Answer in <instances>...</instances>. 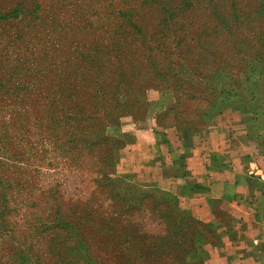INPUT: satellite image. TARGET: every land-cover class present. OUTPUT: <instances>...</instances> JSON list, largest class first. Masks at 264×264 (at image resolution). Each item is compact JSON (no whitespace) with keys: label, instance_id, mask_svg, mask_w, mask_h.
Masks as SVG:
<instances>
[{"label":"rangeland","instance_id":"1","mask_svg":"<svg viewBox=\"0 0 264 264\" xmlns=\"http://www.w3.org/2000/svg\"><path fill=\"white\" fill-rule=\"evenodd\" d=\"M263 67L264 0H0V264H252L264 198H236L216 162L199 184L184 153L204 129L168 121L198 116L179 84ZM257 137L225 168L244 173ZM145 194L126 214L145 235L118 243L111 211ZM184 217L193 237L154 241Z\"/></svg>","mask_w":264,"mask_h":264},{"label":"crops","instance_id":"2","mask_svg":"<svg viewBox=\"0 0 264 264\" xmlns=\"http://www.w3.org/2000/svg\"><path fill=\"white\" fill-rule=\"evenodd\" d=\"M245 85L246 94L254 97L253 109L245 108L239 110L230 107L224 108L216 115H212L211 123L208 119L206 128L202 130L199 150L195 147L188 148L185 150L184 156L188 160L187 163L189 161L192 163L191 166L193 167L190 168L191 172L193 171L192 173L197 169L202 170L203 168V179L201 177L198 180L199 184L204 182V178L210 172L213 162H216V165L223 167V171L227 172H222L223 180L228 175H230V181L233 180V194L235 197H245L247 195L248 200L254 201L260 200L261 197L264 198V143L261 144L262 152L260 154L253 156L252 159L245 160L246 168L244 173L225 168L227 166L230 167L229 148L233 149V146L238 148L237 143L244 146L243 141L247 140V137L249 139L247 140L248 142L254 138L253 145H256L258 141L257 135L262 133L264 136V79L261 81H247ZM177 145H180L179 141H177ZM192 157L199 160L193 161ZM193 178L194 175L191 179ZM216 196L220 197V195ZM256 235L252 236V238ZM252 262V264H264V246L260 250L254 249Z\"/></svg>","mask_w":264,"mask_h":264},{"label":"trees","instance_id":"3","mask_svg":"<svg viewBox=\"0 0 264 264\" xmlns=\"http://www.w3.org/2000/svg\"><path fill=\"white\" fill-rule=\"evenodd\" d=\"M6 14V13H4ZM10 14V12L8 13ZM140 43L142 46H146L149 43H151L150 39L149 40H143L141 38ZM158 45V44H156ZM116 46L118 45H114V50H117ZM121 46V45H119ZM147 47V46H146ZM158 47V46H157ZM151 46L148 45V51L150 50ZM264 68V67H263ZM211 73H213L211 70H209ZM159 72V71H158ZM262 73H259V76H262L261 79L256 78L251 80L250 75L247 74L244 77V80H239V81H229V84L225 85L223 84L221 81H203V82H195L194 81H187V83H181L178 85L179 88V94L176 95V102L177 105L174 106L175 107H184L186 106V104H183L184 101L186 102H190L191 100H196L197 104L195 105V109H196V113L198 114L197 117L193 118L192 121V117H189L188 115H181L180 117H176L174 119V121L170 120L168 121L170 122H175V120L177 121L178 119H181V123L185 122V120H188V122L192 123L194 121H199L201 126L204 128H206L207 124H208V119L211 115L220 113L221 110H223L224 108L229 107H234L237 108L239 110L245 109V108H250L253 109L254 107V97L247 95L246 93V85L245 83H247V81H261L264 79V70H261ZM197 85V86H196ZM119 86H117L116 88H118ZM193 88V91H189L188 88ZM237 87V88H235ZM245 94H244V93ZM125 95L129 96V91L125 90ZM208 98H210L208 100ZM209 101V103L204 106L203 102ZM184 111V110H181ZM182 114V113H181ZM190 123V124H191ZM112 161V158H111ZM105 176V175H104ZM145 200H149L150 203H153L155 198L154 196H152V199L150 198L149 195H143L142 198H140L139 202H137L136 208L134 206H128L127 208H125L124 210L121 211H111L112 215L111 218L109 217V223H110V231H112L113 233H116L117 236H121L120 238H118V243H132L131 240H129V234L128 232H131L134 236L136 234V236L133 238H138L139 234H144L142 233L144 232L142 229L137 228V225L131 220L129 219L128 215L130 212L134 211V212H138L139 210H141V206L144 205V201ZM161 203V202H160ZM161 207H164L165 209H168L167 207H165V204L161 203L160 204ZM84 211V210H83ZM92 211V210H91ZM90 211V212H91ZM95 211V210H94ZM124 215L127 218H124ZM108 216V215H106ZM164 216L165 219L169 218V216L167 215V212L164 211ZM82 217H80L81 219ZM69 219H64L62 221V223L64 224H70V221H68ZM171 222L172 220L169 219ZM83 224L86 223L87 221L85 219H83ZM131 221V222H130ZM166 222V221H165ZM189 222H194L192 219H187L186 217L181 218L179 223L177 225H175L174 228L170 229L171 225L168 224V222H166V224L168 225V229L167 231L162 235L158 237H153L154 241H159V243H170V241L172 239H176V237H178L179 241L181 239V241L186 239V233L189 232L192 237L195 235V230L191 229V226L189 225ZM73 223V221H72ZM135 225V226H133ZM102 231H100L99 233H101ZM144 239L143 237H140V240ZM193 240V238L191 239ZM74 242H77L76 239H74ZM139 242V241H138ZM79 243H84V241L82 240V238H80ZM183 243V242H182ZM82 247V246H81Z\"/></svg>","mask_w":264,"mask_h":264},{"label":"built area","instance_id":"4","mask_svg":"<svg viewBox=\"0 0 264 264\" xmlns=\"http://www.w3.org/2000/svg\"><path fill=\"white\" fill-rule=\"evenodd\" d=\"M252 246L255 247V249L260 250L262 246H264V230L259 233V235H256L251 239Z\"/></svg>","mask_w":264,"mask_h":264}]
</instances>
